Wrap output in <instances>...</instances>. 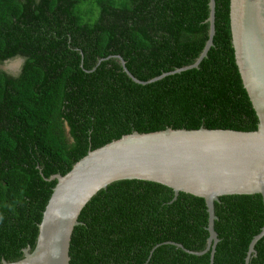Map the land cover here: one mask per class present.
<instances>
[{"label":"trees","instance_id":"obj_1","mask_svg":"<svg viewBox=\"0 0 264 264\" xmlns=\"http://www.w3.org/2000/svg\"><path fill=\"white\" fill-rule=\"evenodd\" d=\"M0 0V262L35 246L56 179L88 150L133 131H252L258 118L235 61L230 0ZM22 59L14 75L1 67ZM121 59L125 62L123 65ZM127 71L136 79L132 80ZM119 180L81 210L69 264H210L205 200ZM213 264H244L262 197L214 202ZM171 242V243H170ZM176 243L181 244L180 248ZM248 264H264V236Z\"/></svg>","mask_w":264,"mask_h":264},{"label":"water","instance_id":"obj_2","mask_svg":"<svg viewBox=\"0 0 264 264\" xmlns=\"http://www.w3.org/2000/svg\"><path fill=\"white\" fill-rule=\"evenodd\" d=\"M208 7L209 38L197 60L150 81L198 67L213 45L215 0H209ZM230 29L235 61L258 118L257 128L133 131L88 150L66 174L49 177L56 179V184L38 225L34 248L23 249L19 260H2L0 264H69L71 236L86 203L112 182L134 179L171 188L172 201L180 192L205 200L209 234L206 248L193 252L176 245L194 254L210 251L213 264L218 242L214 202L224 195L259 194L264 207V0H230ZM126 72L133 81L145 83ZM263 236L264 225L250 241L244 264L256 253L254 246Z\"/></svg>","mask_w":264,"mask_h":264},{"label":"rangeland","instance_id":"obj_3","mask_svg":"<svg viewBox=\"0 0 264 264\" xmlns=\"http://www.w3.org/2000/svg\"><path fill=\"white\" fill-rule=\"evenodd\" d=\"M21 63H22V60L21 59L14 58V59H11L10 61L6 62L1 67H3L4 69H6L8 72L16 75L20 71ZM14 67H16V68H14Z\"/></svg>","mask_w":264,"mask_h":264},{"label":"flooded vegetation","instance_id":"obj_4","mask_svg":"<svg viewBox=\"0 0 264 264\" xmlns=\"http://www.w3.org/2000/svg\"><path fill=\"white\" fill-rule=\"evenodd\" d=\"M22 60V59H21ZM21 67V66H20ZM14 68H16V67H14Z\"/></svg>","mask_w":264,"mask_h":264},{"label":"clouds","instance_id":"obj_5","mask_svg":"<svg viewBox=\"0 0 264 264\" xmlns=\"http://www.w3.org/2000/svg\"><path fill=\"white\" fill-rule=\"evenodd\" d=\"M10 61V60H9ZM8 62V61H7ZM6 63V62H5Z\"/></svg>","mask_w":264,"mask_h":264}]
</instances>
